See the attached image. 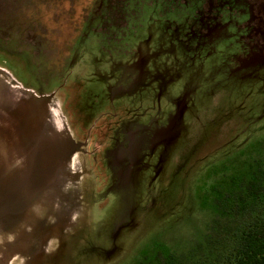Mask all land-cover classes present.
I'll use <instances>...</instances> for the list:
<instances>
[{
  "label": "rangeland",
  "instance_id": "374dc122",
  "mask_svg": "<svg viewBox=\"0 0 264 264\" xmlns=\"http://www.w3.org/2000/svg\"><path fill=\"white\" fill-rule=\"evenodd\" d=\"M262 158L264 0H0V264L190 258Z\"/></svg>",
  "mask_w": 264,
  "mask_h": 264
},
{
  "label": "trees",
  "instance_id": "16d2710c",
  "mask_svg": "<svg viewBox=\"0 0 264 264\" xmlns=\"http://www.w3.org/2000/svg\"><path fill=\"white\" fill-rule=\"evenodd\" d=\"M250 168V178L237 176L230 188H213L215 216L204 248L190 258L160 254L142 264H264V158Z\"/></svg>",
  "mask_w": 264,
  "mask_h": 264
},
{
  "label": "bare ground",
  "instance_id": "6f19581e",
  "mask_svg": "<svg viewBox=\"0 0 264 264\" xmlns=\"http://www.w3.org/2000/svg\"><path fill=\"white\" fill-rule=\"evenodd\" d=\"M3 71V70H2ZM7 74V73H6ZM4 77V76H3ZM10 79V78H9ZM12 79V78H11ZM8 81V80H7ZM11 81V80H10ZM10 83V82H9ZM51 102V101H50ZM60 103V102H59ZM52 105H55V104H52ZM59 106V105H58ZM54 107V106H53ZM61 108V107H60ZM59 110H61V109H59ZM52 112L54 113L55 112V114H52L54 117H55V121L56 122H58L60 125H61V117H60V115L59 114H57L58 112H56V107H55V109H52ZM61 111H59V113H60ZM63 115V114H62ZM64 116V115H63ZM67 123V122H66ZM70 125V124H69ZM69 128V127H68Z\"/></svg>",
  "mask_w": 264,
  "mask_h": 264
}]
</instances>
